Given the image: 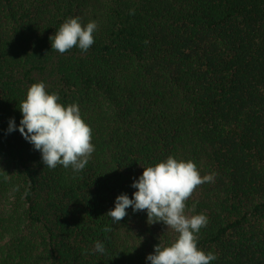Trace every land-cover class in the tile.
<instances>
[{
	"label": "trees",
	"instance_id": "16d2710c",
	"mask_svg": "<svg viewBox=\"0 0 264 264\" xmlns=\"http://www.w3.org/2000/svg\"><path fill=\"white\" fill-rule=\"evenodd\" d=\"M76 17L96 21L93 45L52 50ZM38 82L91 128L78 174L6 133ZM169 156L216 174L185 202L208 218L210 264H264V0H0V264H146L177 234L144 211L106 213Z\"/></svg>",
	"mask_w": 264,
	"mask_h": 264
},
{
	"label": "clouds",
	"instance_id": "9594fccd",
	"mask_svg": "<svg viewBox=\"0 0 264 264\" xmlns=\"http://www.w3.org/2000/svg\"><path fill=\"white\" fill-rule=\"evenodd\" d=\"M97 27L95 20L82 25L79 17L69 18L49 37L51 49L64 54L76 47L87 53ZM59 100L57 93L46 91L45 83L32 84L19 106L22 116L19 126L14 118L9 119L6 133L19 131L40 152L45 167L55 169L59 165L78 174L95 151L91 128L83 120L78 104L64 105ZM215 175L213 172L201 176L191 160L169 156L154 166L143 167L142 175L130 185L136 189L131 198L123 193L117 196L114 208L106 216L115 225L128 215L129 208L133 214L144 211L148 224L162 222L167 230L177 234L169 246H154L153 253L145 257L146 264H210L217 259L216 255L197 246L198 234L207 226L208 218L204 214L187 215L185 202L197 186L214 182ZM112 230L107 225L103 228L105 233ZM92 251L104 254L105 246L96 241Z\"/></svg>",
	"mask_w": 264,
	"mask_h": 264
}]
</instances>
